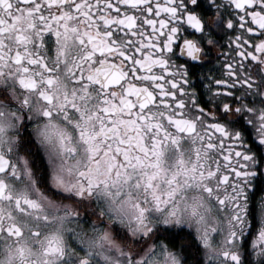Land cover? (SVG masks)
Wrapping results in <instances>:
<instances>
[{"label":"snow or ice","instance_id":"1","mask_svg":"<svg viewBox=\"0 0 264 264\" xmlns=\"http://www.w3.org/2000/svg\"><path fill=\"white\" fill-rule=\"evenodd\" d=\"M189 255L264 264V0H0V264Z\"/></svg>","mask_w":264,"mask_h":264},{"label":"clouds","instance_id":"2","mask_svg":"<svg viewBox=\"0 0 264 264\" xmlns=\"http://www.w3.org/2000/svg\"><path fill=\"white\" fill-rule=\"evenodd\" d=\"M224 2H227V0H224ZM210 18H214V17H210ZM215 47H216L217 50L219 49V45L218 44ZM205 59H207V57H205ZM197 75H199V73H197ZM94 219H96V217H94ZM177 247L179 249V243H178ZM195 259H196L195 256L189 255L187 257L186 261H185V264H195Z\"/></svg>","mask_w":264,"mask_h":264}]
</instances>
